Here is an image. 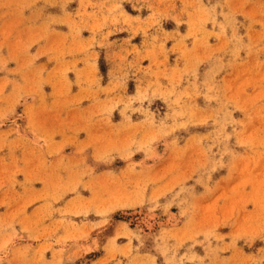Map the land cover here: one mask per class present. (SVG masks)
Listing matches in <instances>:
<instances>
[{
	"label": "rangeland",
	"instance_id": "1",
	"mask_svg": "<svg viewBox=\"0 0 264 264\" xmlns=\"http://www.w3.org/2000/svg\"><path fill=\"white\" fill-rule=\"evenodd\" d=\"M0 264H264V0H0Z\"/></svg>",
	"mask_w": 264,
	"mask_h": 264
},
{
	"label": "bare ground",
	"instance_id": "2",
	"mask_svg": "<svg viewBox=\"0 0 264 264\" xmlns=\"http://www.w3.org/2000/svg\"><path fill=\"white\" fill-rule=\"evenodd\" d=\"M171 216V215H170ZM174 216L175 215H173V216H171V219H169V220H171L172 222H173V224H174V222H176V218H174ZM176 217V216H175ZM178 219V218H177Z\"/></svg>",
	"mask_w": 264,
	"mask_h": 264
},
{
	"label": "crops",
	"instance_id": "3",
	"mask_svg": "<svg viewBox=\"0 0 264 264\" xmlns=\"http://www.w3.org/2000/svg\"><path fill=\"white\" fill-rule=\"evenodd\" d=\"M90 253H92V252H90Z\"/></svg>",
	"mask_w": 264,
	"mask_h": 264
}]
</instances>
